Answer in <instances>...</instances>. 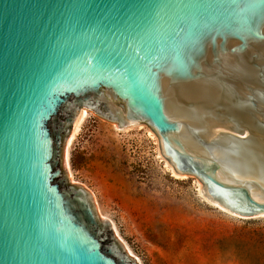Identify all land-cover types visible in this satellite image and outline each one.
<instances>
[{"label": "water", "instance_id": "water-1", "mask_svg": "<svg viewBox=\"0 0 264 264\" xmlns=\"http://www.w3.org/2000/svg\"><path fill=\"white\" fill-rule=\"evenodd\" d=\"M81 109L264 216V0H0V264H137L68 179Z\"/></svg>", "mask_w": 264, "mask_h": 264}, {"label": "rangeland", "instance_id": "rangeland-1", "mask_svg": "<svg viewBox=\"0 0 264 264\" xmlns=\"http://www.w3.org/2000/svg\"><path fill=\"white\" fill-rule=\"evenodd\" d=\"M81 110L87 114L64 145L68 179L88 190L98 218L137 264H264V216L207 202L195 176L175 174L146 125L118 130Z\"/></svg>", "mask_w": 264, "mask_h": 264}, {"label": "bare ground", "instance_id": "bare-ground-1", "mask_svg": "<svg viewBox=\"0 0 264 264\" xmlns=\"http://www.w3.org/2000/svg\"><path fill=\"white\" fill-rule=\"evenodd\" d=\"M86 114H87L86 111L80 110L79 113L77 114V116L75 117V119L73 121L72 131L70 132L69 137L65 141L66 150L68 149V146L71 143L73 137L76 135L77 131L79 130L80 124L83 121Z\"/></svg>", "mask_w": 264, "mask_h": 264}, {"label": "trees", "instance_id": "trees-1", "mask_svg": "<svg viewBox=\"0 0 264 264\" xmlns=\"http://www.w3.org/2000/svg\"><path fill=\"white\" fill-rule=\"evenodd\" d=\"M261 241H263V240H261Z\"/></svg>", "mask_w": 264, "mask_h": 264}]
</instances>
